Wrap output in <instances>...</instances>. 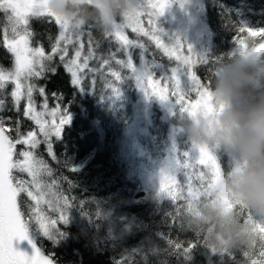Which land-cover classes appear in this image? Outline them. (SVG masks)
<instances>
[{"label": "trees", "instance_id": "obj_1", "mask_svg": "<svg viewBox=\"0 0 264 264\" xmlns=\"http://www.w3.org/2000/svg\"><path fill=\"white\" fill-rule=\"evenodd\" d=\"M202 4L208 38L201 56L209 58V63H201L198 57L194 61L192 71L196 73L201 83L212 91L215 83L214 68L219 66L213 63L215 57H223V61L230 58L227 54L232 52L235 46L233 38L237 35L242 38L245 35L237 33L238 27L244 26L242 19L249 20L250 11L253 9L264 11V0H202ZM243 7L247 8L246 12ZM69 9L76 13L82 25L91 26L93 37L101 42L100 48L96 49L97 55L107 58L111 50L116 56L103 68L102 61L89 60L88 66L99 71L93 75L86 69L83 70L86 75L81 78L79 85L73 84L63 62L59 61L56 55L49 61L50 65L55 67V73L46 71L43 76L31 80L34 87L33 101L36 104L44 102L46 97L49 106L54 104L61 110L68 109L71 116L61 136H52L47 142L40 141L35 148L27 147L28 151L33 153L34 159L43 162L38 180L44 186L42 191L46 194L39 208L50 220L58 221L59 213L53 210L54 207H59L55 203L56 197L62 195L76 198L75 203L67 209L66 219L46 233L32 217L33 209L36 207L35 201L27 195V191L18 193L17 205L35 245L53 264H124L121 258L127 246L125 242L128 239L127 242L130 243L131 238L124 240L113 231L110 222L103 220L88 199L91 196L118 203L119 208L135 220V224L143 229L158 232L166 239L165 248L142 259H136L135 256V262L131 264H260L264 259V256L260 255L264 235L253 228V222L264 223V215L258 213L248 203L244 193L236 187V180L233 179L236 178L235 172L243 171L237 169L232 170L233 173L229 171L227 160L222 155L218 156L222 172L220 182L224 183L225 187L215 190L211 197H200V207L193 211L192 216L199 218L203 226L193 227L190 222V227L202 232V235L218 248L229 251L225 253L214 251L208 244L202 242V237L195 231L186 225L182 230L179 220L173 222L169 217V213H175L177 209L180 214H187L189 198L188 188L184 186L186 175L184 171L178 169L175 175L179 186L173 185L171 181L167 182L161 199L157 195L160 186L147 184L146 171L155 172L164 166L163 159L168 157L169 153L175 159L181 158L183 145L172 152L167 145L169 138L167 125L180 126L187 130V114L180 111L181 106L175 104L176 98L170 96L175 106L169 119L161 122L156 114L152 119L154 126H150L151 137L149 139L147 136L133 137L132 130L136 122L139 97L130 69L124 64L117 63V60L125 61L126 54L124 51H117L121 47L113 36L105 40L103 27L106 25L102 11L98 7L81 2L70 6ZM6 15L0 12V68L8 71L13 60L4 46V28L8 27V39H13L14 34ZM262 20L264 21V18ZM17 31L20 35L25 34V31L30 32L31 36L28 37L30 44L43 47L46 55L51 54L52 46L58 37L56 23L46 16L29 17V24L19 26ZM253 43L257 46L264 43V37L253 38L251 44ZM147 49L149 57L157 63L164 62V57L152 45H148ZM88 53L89 46L85 37L81 65ZM133 54V59H137L135 51ZM93 79L95 89H88L92 86ZM81 86L85 88H79ZM41 88L44 89L43 95L39 91ZM117 89L118 95L115 94ZM167 91L171 92L170 86ZM11 92V83L0 89V99L4 100V106L0 109V121L6 127V134L10 139L16 140L34 129V123L24 116L23 101L20 100L19 111L16 110ZM184 93L192 95V89L186 88ZM39 95L41 99H38ZM261 95H264V76L257 80L254 94L250 99L256 100ZM145 138L148 140L147 143L142 141ZM134 141H138L140 147L134 145ZM49 143L52 146L51 153ZM164 147L165 155L162 157L160 152ZM90 155L92 157L89 158ZM83 160H86L84 164L77 168ZM246 162L244 172L252 166L249 159ZM189 171L192 173L195 171L196 174L204 173L203 182L195 179V176L192 180L193 188L202 192L207 187L211 171L196 166L194 170ZM18 172L20 171L14 170L16 176L12 177L16 186L20 179L26 177L25 174ZM53 181L55 186L47 187L52 185ZM25 187L34 195L38 194L29 182H25ZM139 189L147 191L146 198L135 203L129 202ZM169 189L176 196L174 201L167 196ZM53 193L55 195H52ZM48 200L53 201L52 207L45 202ZM237 204L243 207V213L237 210ZM249 213L251 220L248 219ZM226 229L236 231H225ZM170 238L185 245L192 243L194 247L187 253H180L168 243ZM233 241L238 243L233 245Z\"/></svg>", "mask_w": 264, "mask_h": 264}, {"label": "snow or ice", "instance_id": "obj_2", "mask_svg": "<svg viewBox=\"0 0 264 264\" xmlns=\"http://www.w3.org/2000/svg\"><path fill=\"white\" fill-rule=\"evenodd\" d=\"M156 11L149 13V25L154 26L151 33L145 31L143 28L139 27V15L140 12L132 8L129 11L124 13L126 20H128L127 26H132V23L135 22L136 26L132 27L134 32H143L145 35H150V38L154 40L157 49L163 50L164 54L171 59H175L178 63L177 66L182 67L187 73L189 79L193 84V92L196 93L197 98L192 101L189 99V95L183 93L180 89V80L177 75V67H173L169 72L167 69H162L160 63H157L154 59L149 60L147 58L148 49L145 48L143 44L129 40L124 34L123 29L126 26L125 24H117L115 22L103 27V34L105 40H108L109 37L115 35L116 39L120 42L121 48L117 51H125L128 59L127 61L117 60V63L124 64L125 67L130 68L132 72V77L135 78L137 85L143 90L146 96L148 97H157L161 101H169L168 87L170 86L171 92L170 96L175 97V104L180 105V111L186 113L187 117L198 119L200 116L208 117L212 115L216 110V102L214 100L212 91L209 87L203 83L197 77L196 73L192 71V66L194 64L191 56H185L181 54V49L185 46L177 41L174 45L165 44L162 39V35L156 26V19L163 15L165 9L169 6L168 3L160 4H151L150 5ZM143 7L142 4H137L136 8ZM0 12L7 14L6 20L11 25V32L14 34V38L9 40L7 38L8 27L4 28L5 39L4 45L8 52L14 56V70L5 71L0 68V89L5 87L7 82L14 83V90L11 92V97L14 104L16 105V110L19 111V103L21 98L25 95L21 89L24 87L22 84L21 78L28 80L29 78L41 77L47 72L55 73L56 69L52 65L45 64L44 61H52L53 57L57 53H62L59 56V59L64 62L65 57L68 55V45L70 44H79V47L76 48L74 57L67 60L64 63V66L68 72L72 74L73 84L79 85L81 77L78 75L79 72L87 70V72L95 75L99 69L90 68L88 66L89 60H98L102 61L101 68L109 64V60L115 58L116 53L109 50L107 58L103 55L98 56L96 49L100 48L101 42L96 40L93 37L91 26L80 25L75 23H70L68 20L55 15L47 7V0H0ZM46 16L50 19H54L55 23L59 26L60 32L55 43L52 46L51 54L46 55L43 47L31 48L29 47V39L31 36L30 32L25 31V35H20L17 31V28L21 25L27 26L29 24V17H42ZM155 16L156 19L153 20L152 17ZM238 34L247 33L248 36H262L264 37V28L253 29L245 26H240L237 29ZM15 36H19V39H16ZM85 37H87V43L89 46V53L84 57V63L81 65L78 61L81 58L82 50L84 48ZM61 42H63L64 47H61ZM235 48L232 52H229L228 56H234L238 52L246 51L248 49V44L244 39H241L239 35L233 38ZM139 48L142 50L143 55L141 56V65L138 67L133 64L132 56L129 55L131 49ZM188 53H194L190 47H186ZM252 51L256 53L258 58L264 60V43H260L258 46L253 43ZM146 58V59H145ZM223 57H215L213 61L214 64H221ZM201 63H209V58L203 56L199 57ZM166 73V75H165ZM159 75L158 79L154 80V77ZM219 74V67L214 68L213 76ZM119 78V77H118ZM146 82L152 84L164 83V88L160 89L158 92L153 90L149 92L146 87ZM95 80L92 81V86L88 89H95ZM79 88H85L83 86ZM41 95L44 94V89L40 90ZM115 94H119V89L115 90ZM27 105L24 109V116L34 120L39 126V131L45 137H48L52 134L59 137L61 136L62 130L66 124L71 120V116L68 112V109H63L59 117L58 123L49 124L48 128L45 127L48 124V121H41L39 118L43 113L37 112L36 107L33 101V87L31 85L27 86L26 90ZM4 106V100L0 99V109ZM45 109L47 108V98L45 97L44 104L42 105ZM222 107V105H221ZM11 131V129H7ZM6 129L3 125V122L0 121V264H52V261L41 252L36 249L34 254L31 256L26 255L22 251H17L13 246V241L15 239L24 240L28 237V229L26 222L22 220V214L17 205V195L21 191H27V195L35 201L36 207L33 209L32 217L35 218L36 223L39 227L47 231L55 227L57 223L63 222L66 219V212L69 207H71L75 201V197H65L57 196L55 203L59 207H54L53 210L59 213V219L50 220L46 217L40 210L39 205L46 194L42 191V186L38 180L40 175V169L43 167V162L33 158V153L31 151H22L21 156L24 157V161L13 162V154L16 144L29 145L31 148H35L40 142L36 137L37 133L34 131H29L26 137H20L13 142L8 135L5 134ZM49 152L51 153V144L48 145ZM192 148L198 151V157L196 158L195 164L188 162L185 158L188 157V153L183 154V159H175L172 164L167 168L169 173H172L168 177L173 185H177V176L175 171L178 168L184 169H195V166H208L211 171L210 179L207 183V187L203 191L195 190L193 188L192 180L195 176V179L204 181V173L196 174L195 171L189 174L187 171L186 179L184 181V186L188 188V198L189 203L187 206V214H180L179 210L175 213L170 212L169 217L172 218L173 222L177 219L179 220V226L183 230L185 225L187 228L192 229L196 232L198 236L202 237V242L208 244L214 251L221 253L228 252V249L218 248L215 244L210 242L205 235H202V232L195 230L190 227V217L195 209L200 207V197H211L215 194V190L221 188L220 178L222 176L221 172V163L219 162L215 150L220 148L218 144H199L195 141H192ZM231 162L228 165L229 171L237 169L239 166V161L234 153H230ZM18 167L21 171H26L29 176L32 177V183L38 191L37 195H34L31 190H28L25 187V182L20 181L17 186H13L11 170ZM75 169H71L74 171ZM228 171V172H229ZM55 186L53 181L52 185L47 187L51 188ZM179 186V185H177ZM52 195H55L54 193ZM159 198L162 199L164 195V183L161 181V186L157 192ZM167 196L171 200H175L176 196L174 195L171 189L168 190ZM49 204L50 207L53 206V201H45ZM62 202V203H61ZM238 211H244L243 207L239 204L236 205ZM30 217V220L32 219ZM248 219L251 220V214H248ZM253 228L259 231L264 235V223L253 222ZM168 243L172 245L177 251H183L187 253L191 250L194 245L188 243L187 245L180 242L174 241L172 238L168 240ZM35 248V246H33ZM247 255V253H245ZM260 255L264 256V244H261ZM126 264V261L124 262Z\"/></svg>", "mask_w": 264, "mask_h": 264}, {"label": "rangeland", "instance_id": "obj_3", "mask_svg": "<svg viewBox=\"0 0 264 264\" xmlns=\"http://www.w3.org/2000/svg\"><path fill=\"white\" fill-rule=\"evenodd\" d=\"M81 2L89 3V4H92L98 7L102 11V15L104 17V23L106 26L113 22L117 24H125L126 26L123 29V34L129 40L143 44L145 48H147L148 45L149 46L152 45V47L155 48L157 51H159L161 56L164 57V62L160 63V67L162 69H167L169 72L171 71L173 67H177V75L180 80L181 91L184 93L186 88H190L192 89V95L189 94L190 96L189 99L194 101L197 98L196 93L193 92V84L191 80L189 79L185 70L182 67L177 66L178 62L174 58L169 60V58L164 54L163 50L157 49L155 42L153 39L150 38V35H145L143 32H134L132 30V27L136 26L135 22L132 23V26H127L129 22L128 20H126L124 16L125 12H123L121 15H117L115 20L109 21V15H110L109 0H47V7L52 13L68 20L70 23L82 25V21L79 20L76 13L71 12L69 9L70 6H73ZM160 3H168L169 6L165 9L163 15L159 16L157 19L155 16H153L152 19L153 20L156 19V26L162 35V39L164 40V43L165 44L169 43V44L174 45L177 41H179L182 45L185 46L184 48L181 49V54L185 56H191L193 61H195L198 57H201L203 46H205L207 38H208V28L203 18L202 0H136V5L137 4L143 5V7L141 8H136V5L134 7L136 11L141 13L138 17L139 27L143 28L145 31L149 33L152 32L153 27H154V26H150L148 23L149 13L156 11L150 5L160 4ZM112 6L117 7V8L120 7L117 0H112ZM242 9L244 10V12L247 11V8L245 7H243ZM250 12H251V16H249L250 19L249 20L242 19L241 21L242 24L245 27H249L253 29L264 28V21L262 20L264 18V15H263L264 11L262 9H258V10L253 9ZM52 20L54 21V19ZM57 28H58V36H59L60 29L58 25H57ZM21 35H25V34H21ZM257 37L256 36L251 37V36H248L247 33H245V35L241 39H244L245 42L249 45L251 44L252 39L253 38L256 39ZM15 38L19 39V36ZM113 38L115 39L116 42H118V45H120L121 47V44L116 39L115 35H113ZM9 40H12V39H9ZM29 47L37 48L38 46H32L29 42ZM61 47L62 48L64 47L63 42H61ZM78 47H79V44L68 45V55L65 57V61L63 62V65L67 60L72 59L74 57L75 50ZM186 47H190L194 53H191V54L188 53ZM70 48H72L73 50L71 51ZM234 48L235 46L233 47L232 51L234 50ZM134 51H135V57L137 59H133ZM61 54L62 53L56 54L58 59ZM129 55L132 56L133 64L139 67L141 65V56L143 55L142 50L139 48H133L131 49V52L129 53ZM11 56H12L13 63H12V67L10 70H14V56L12 54ZM147 58L149 60L153 59L149 57L148 55H147ZM127 59L128 57L126 55L125 62L127 61ZM59 61L61 60L59 59ZM44 63L50 65L49 61L47 60H45ZM78 63L81 64V60H79ZM68 73L70 74L71 81L73 82L72 74L70 72ZM130 74L132 77L131 69H130ZM78 75L82 78L84 75H86V73H83L81 71L78 73ZM36 78L37 77L35 76L29 78L28 80H24L23 78H21L22 84L24 85L21 91L25 93V95L21 98V101H23L25 107L27 105V97H26L27 86L31 85L33 87L31 80H34ZM158 78H159V75L157 74V76L154 77V80ZM132 79L136 85V93L139 97L138 112H137L136 119H135L136 122L133 125V130H132L133 135L132 136L134 137V135H136L137 137H141V138L147 136V138L149 139L151 137L150 126H154V122H152L153 121L152 119H154V115L156 116V114H158V116L160 117L159 120L161 122H166L169 119V116L171 115L172 110L174 109L175 105H174V102L170 98L169 92H168L169 98H170L169 101H161L157 97H154V96L148 97L145 95L143 90L137 85L135 78L132 77ZM7 83H11L12 91H13L15 87L14 83L12 82H7ZM164 86H165L164 83L156 84L153 82L152 84H148L146 82V87L149 92H152L153 90L158 92L160 89L164 88ZM33 93H34V87H33ZM39 98L41 99V95H39L38 99ZM34 104L36 107V111L43 113V115L39 117L41 121H45V120L48 121V124L45 125L46 128H48L49 124L58 123L59 117L62 113V110L59 108L58 105L51 104L49 106L47 104V108L45 109L44 107H42L44 102H39L38 104L34 102ZM222 110H223V105L222 107L221 105H217L215 112L212 115L207 117L208 139L205 143L198 142L191 135L189 124H188L187 130H183L180 126H173L171 124H168L167 132L169 134V138H168L167 145L168 147L170 146L171 152L175 151L177 147L183 145L181 159H183V154L187 152L188 157L185 159L188 160V162L195 164L196 158L198 157V151L192 148V141H195L199 144L216 143L220 147L215 150V154L217 158L219 155H222L225 158V160H227V164L229 165L231 162V157L229 155V152L234 153L239 161V166L237 170H241L244 172V165L246 166L247 164L246 157H244V155L241 152H239L238 149L230 146L227 135L222 131L221 121L215 115L216 113ZM31 121L34 123V129H32L31 131H34L37 133L36 138L39 141L47 142L52 136H55L54 134H52L48 137H45L42 133H40L39 126L36 124V122L34 120H31ZM184 135L186 137L184 138L181 137ZM26 136L27 134L23 137H26ZM12 141L15 142V140H12ZM139 141L141 143V139H139ZM142 141L145 143L148 142L146 138L145 140H142ZM134 145L136 146L138 145L140 147V144L138 141H134ZM27 147H30V146L24 145V144L15 145V150L13 154L14 163L16 161H21V162L24 161V157L21 156L20 153L22 151H28L29 148L27 149ZM168 147H167V150H168ZM160 153L162 157L165 155V147L161 150ZM90 157L92 156L90 155L89 158ZM163 160H164L163 161L164 166H162L160 169L156 170L155 172H151V173L146 171V182L149 186L159 187L161 186L162 180H163L164 185L170 181L168 180L169 172L167 171V168L172 164L171 162H173L175 158L174 156H172L171 153H169L168 157H164ZM85 161L86 160H83L81 163H79L77 165V168L81 167ZM196 167H202L210 171V168L208 166H201L197 164ZM178 169L180 171H184L183 173L185 175H187V171L189 170V169L188 170L184 169L182 167ZM178 169H176V171ZM14 170L20 171L18 172L20 174H25L26 177H24L23 179H20V178L18 179L24 182H29L33 190L37 191V189L32 183V177L29 176V174L26 171H21L18 167L13 168L11 170V177H13V175L16 176V173H14ZM233 172L234 171H232V173ZM188 173L191 174L192 172L189 171ZM237 174L239 173L235 172L236 176ZM170 175H172V173ZM18 179L17 181H20ZM12 182H13V186L15 187L16 184H15L14 179H12ZM220 184L222 185V187H225L224 183L220 182ZM146 194H147V191L145 189H139L129 202L135 203V202L143 201L146 198ZM88 199L95 206V209L99 211L103 220L105 219L104 220L105 222H110L111 227L113 228L114 232L116 231V233L122 236L124 240L127 238H131L130 243L127 242L128 239L125 242V244L127 243V246L121 258L123 262L126 261L127 264H131L135 262V256H137L136 259H142L150 253H154V252L161 250L162 248H165V243L167 241L160 233L143 229L139 225L135 224L134 222L135 220H133L125 211L119 208L118 203H115L114 201L112 200L110 201L107 199H95V198H92L91 196L88 197ZM50 230L51 228L48 231ZM130 235H134V236L128 237ZM13 246L16 248L17 251H22L28 256L33 255L36 249L40 251V249L35 245L34 240L29 230H28L27 239L20 240L17 238L13 241ZM33 246H35V248ZM180 253H183V251L181 250ZM41 254L43 253L41 252Z\"/></svg>", "mask_w": 264, "mask_h": 264}, {"label": "clouds", "instance_id": "obj_4", "mask_svg": "<svg viewBox=\"0 0 264 264\" xmlns=\"http://www.w3.org/2000/svg\"><path fill=\"white\" fill-rule=\"evenodd\" d=\"M120 7L112 6L109 0V21L117 15L129 11L136 5V0H117ZM253 44L246 51L224 60L215 78L212 94L217 105L223 110L215 115L222 124V131L227 135L230 146L235 147L252 166L236 176V187L242 191L258 213L264 215V95L256 100L254 94L257 80L264 76V60L252 51ZM191 135L200 143L208 139L207 117L198 119L187 117ZM193 227H202L199 218L190 217ZM225 231H236L226 229ZM214 238V236L212 237ZM238 243L233 241V245ZM260 264H264V259Z\"/></svg>", "mask_w": 264, "mask_h": 264}]
</instances>
